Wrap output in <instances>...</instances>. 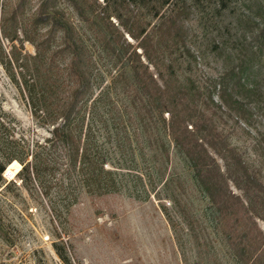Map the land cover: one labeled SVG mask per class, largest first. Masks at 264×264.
<instances>
[{
    "label": "rangeland",
    "instance_id": "obj_1",
    "mask_svg": "<svg viewBox=\"0 0 264 264\" xmlns=\"http://www.w3.org/2000/svg\"><path fill=\"white\" fill-rule=\"evenodd\" d=\"M79 1L89 21L67 0H56L55 9L92 52L95 79L85 123L91 121L108 159L106 167L117 170L120 189L103 196L78 190L75 202L56 222L50 215V201L57 192L62 197L64 189L51 188L46 196L37 189H25L15 176L20 164L13 161L2 177L14 184L0 187V264H235L212 226L208 198L194 184L191 169L175 153L166 130L160 133L168 149V160L162 163L137 123L134 106L111 82L117 67L110 68L93 46L89 24L98 19L106 2ZM185 1L193 8L186 23L194 57H182L178 78L197 86L202 117L264 183V40L259 32L264 28V0ZM15 2L0 0V19ZM38 4L39 0L27 2L25 19L35 13ZM110 21L117 26L115 18ZM125 38L136 45L127 34ZM10 45L2 40L6 53ZM25 51L34 53L27 41ZM219 82H226L229 103L219 97ZM101 90L107 97L93 107L92 100ZM0 108L7 127L0 130V136L15 139L17 147H31L49 136V127L37 124L1 64ZM164 116L168 119L167 113ZM215 157L223 169V161ZM177 181H183L184 190L177 189ZM229 186L241 194L232 183ZM172 196L179 204L170 200ZM256 220L264 234V222ZM55 244L63 247L65 259L57 254Z\"/></svg>",
    "mask_w": 264,
    "mask_h": 264
},
{
    "label": "trees",
    "instance_id": "obj_2",
    "mask_svg": "<svg viewBox=\"0 0 264 264\" xmlns=\"http://www.w3.org/2000/svg\"><path fill=\"white\" fill-rule=\"evenodd\" d=\"M28 1L16 0L0 19V64L37 124L49 127V136L20 148L15 139L0 136V187L14 184L6 183L2 174L17 161L20 169L15 176L25 189H37L43 196L51 188L64 189L62 197L57 192L50 201L51 218L60 222L78 190L103 196L117 192L121 182L117 170L106 167L108 159L91 121L85 123L95 79L91 50L57 12L56 0H39L35 13L25 19ZM67 1L84 21H89L79 0ZM104 1L98 19L89 24L93 46L110 68L117 67L111 82L134 106L148 144L157 150L162 163L167 161L168 149L160 134L161 129L166 130L175 153L191 169L194 184L208 198L212 226L228 246L235 264H264V234L256 220L264 222V183L202 117L197 108V86L182 83L177 75L182 57H194L191 29L186 23L192 5L185 0ZM111 17L117 20V26L111 23ZM259 32L264 40V28ZM125 34L136 45L129 43ZM2 40L11 43L8 53ZM25 41L33 46L34 53H22ZM220 87L219 97L227 103L226 82H219ZM106 95L105 90L99 91L92 100L93 107L103 104ZM4 116L0 108V130L7 128ZM215 156L223 161V169ZM229 182L240 195L232 192ZM176 186L185 189L183 181H177ZM170 200L179 204L174 196ZM54 246L65 259L63 247Z\"/></svg>",
    "mask_w": 264,
    "mask_h": 264
},
{
    "label": "water",
    "instance_id": "obj_3",
    "mask_svg": "<svg viewBox=\"0 0 264 264\" xmlns=\"http://www.w3.org/2000/svg\"><path fill=\"white\" fill-rule=\"evenodd\" d=\"M3 176H4V174H3Z\"/></svg>",
    "mask_w": 264,
    "mask_h": 264
}]
</instances>
